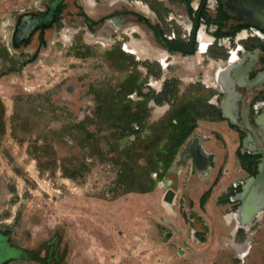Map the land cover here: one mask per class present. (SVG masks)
Masks as SVG:
<instances>
[{
	"label": "rangeland",
	"instance_id": "obj_1",
	"mask_svg": "<svg viewBox=\"0 0 264 264\" xmlns=\"http://www.w3.org/2000/svg\"><path fill=\"white\" fill-rule=\"evenodd\" d=\"M33 2L0 0V228L8 227L17 239L28 245L34 244V240L40 244L46 239L43 254L48 238H56V248H60L64 261L53 264H108L101 259L102 252L107 253L104 248L114 246L116 236L124 229L117 226L116 233L108 232L104 226H109V216L99 225L90 214L82 212L90 213L88 209L96 208L80 196L105 200L121 196L115 190L119 166L111 160L113 144L108 140L114 129L98 123L102 120L96 108L104 102L108 91L121 84L128 69L132 68L133 73L137 70L140 79L146 82L143 61L139 67L134 64L129 67L126 61L118 65L108 53H103L105 47L83 43L80 33L72 45L71 41L58 40V32L54 36L57 40L49 38L51 48L41 47L38 58L28 61L35 50V39L27 49L16 50L10 29L15 17ZM129 33L121 35L129 39ZM133 35L139 40L146 37L154 41L150 32L145 36L136 32ZM156 54L157 51L150 50L153 62H158ZM170 60L174 61L173 57ZM208 64L207 59L204 69L210 68ZM203 73L198 65L193 71L177 61L170 65L167 76L179 78L183 93L199 82L191 78H203ZM134 99L139 98L134 96ZM152 118L155 116L151 111ZM90 132L96 134L95 146L88 141ZM237 141L241 142L238 137ZM127 142L125 138L122 144ZM101 151L106 154L102 155ZM64 163L71 170H78L75 177L64 174ZM239 163L236 161L235 165L238 167ZM247 177L248 172L242 180ZM157 197L144 198L152 219L160 214ZM133 202L131 207L144 204L140 200ZM195 222V227L205 233V242L198 236L203 243L190 240L191 248L210 249L209 264H264V209L238 235L233 229H219L214 225L207 234L208 228L204 231L202 224ZM28 232L33 241L23 236ZM242 244L244 249L247 247L245 254L248 253L239 259L237 247ZM187 264L195 263L189 260Z\"/></svg>",
	"mask_w": 264,
	"mask_h": 264
},
{
	"label": "flooded vegetation",
	"instance_id": "obj_2",
	"mask_svg": "<svg viewBox=\"0 0 264 264\" xmlns=\"http://www.w3.org/2000/svg\"><path fill=\"white\" fill-rule=\"evenodd\" d=\"M133 23L136 25L130 26ZM28 28L30 31H26ZM157 28L167 40L182 43L184 50L166 47L159 39ZM129 29L131 33L127 32ZM172 31L175 36L170 38ZM55 32L59 34L58 40L71 41L72 45L80 33L83 43L105 47V54L124 51L128 61L133 57L138 61L136 67L141 59L125 45L132 40L140 41L149 50L163 52L165 64L157 58L159 63L153 62V57L141 62L148 79L144 83L145 91L152 88L158 92L167 78H178L167 76L174 62L193 71L200 66L204 70L203 78H191L192 81L215 90L209 101L220 106L223 115L222 105L227 104L225 111L230 118L224 115L223 120L241 140L238 148L243 146L245 152L258 156L259 168L264 154V135L258 130L256 119L264 116V82L256 85L255 80L264 72V0H34L27 10L15 17L10 38L16 50L27 49L35 39V50L28 60L33 61L38 58L41 47L51 48L49 38L57 40ZM133 32L143 36L150 32L154 41L146 37L139 40ZM121 33H129V39ZM194 33L195 42L192 43ZM202 40H205L203 48ZM207 59L210 68L204 69ZM157 64L162 69L160 77L149 73L148 65L155 67ZM127 71L129 76L134 70ZM133 95L140 98L137 92L130 96L134 98ZM245 117L254 130L248 127ZM195 138L188 141L190 154ZM23 236L33 241L29 232ZM16 237L8 227L0 228V264L64 261L60 248H56V238H48L43 254L42 245L46 239L40 244L34 240V244L28 245Z\"/></svg>",
	"mask_w": 264,
	"mask_h": 264
},
{
	"label": "crops",
	"instance_id": "obj_3",
	"mask_svg": "<svg viewBox=\"0 0 264 264\" xmlns=\"http://www.w3.org/2000/svg\"><path fill=\"white\" fill-rule=\"evenodd\" d=\"M146 48L149 54L143 59L150 56V50ZM155 58L161 60L156 56ZM152 82L155 83L156 80ZM180 91L183 90L180 88ZM150 104L154 107L152 112L155 118L150 120L152 122L160 119L170 108L168 103L159 105L151 101ZM163 106L164 111L157 115L156 109ZM193 137L200 138L201 148L209 158V163L204 168L196 165L194 156L188 151L187 143L164 177L150 192H128L111 200L80 196L86 204L96 208L88 209L90 213L87 210L82 212L90 214L99 225L102 224V219L109 216V226H104L108 232H115L117 226L124 229L120 236H116L114 246L104 248L107 253L102 252L103 261L108 264H187L191 260L195 264H209L210 249L201 246L191 248L190 240L201 242L198 236H205V233L200 232V228L195 227V221L202 224L204 231L208 228L207 234L210 233L212 225L219 229H233L237 235L243 231L244 226H238L229 211L236 210L239 201L234 199L235 195H227L235 186L241 184L247 173L240 163L238 167L235 165L236 161L239 162V143L235 130L230 128L226 120H202L194 130L191 138ZM170 184L176 191L174 202L171 204L164 201ZM163 187L168 188L164 190ZM209 188H212L211 195L202 205L201 196ZM155 195H158L155 205L160 209V214L158 218L152 219L148 211L149 204L144 198ZM136 200L144 204L131 207ZM233 220L234 225L230 226ZM243 245L237 247L239 259L245 258L248 253L247 251L245 254L247 247L244 249Z\"/></svg>",
	"mask_w": 264,
	"mask_h": 264
},
{
	"label": "trees",
	"instance_id": "obj_4",
	"mask_svg": "<svg viewBox=\"0 0 264 264\" xmlns=\"http://www.w3.org/2000/svg\"><path fill=\"white\" fill-rule=\"evenodd\" d=\"M108 55L118 65L125 61L129 67L138 63L134 57L128 61L129 57L121 50L108 52ZM150 65L149 73L160 77L162 69L159 64L155 67ZM144 83L136 70L122 80L118 89L117 86L108 91L104 102L96 108V114L102 120L98 123L114 129L108 140L113 144L111 160L119 166L115 181V190L120 191L119 196L128 192L145 193L154 190L157 182L175 162L182 147L190 140L199 122L225 119L221 107L209 101L215 91L205 89L200 83L192 84L183 93L178 78H167L162 90L158 92L152 88L145 91ZM134 92L138 93L139 99L130 96ZM151 101L159 105L170 104L166 113L153 122L150 121ZM87 138L96 145L95 133L90 132ZM125 138L128 142L122 144ZM101 154L106 153L101 151ZM237 156L249 175L257 174L256 154L245 152L241 146ZM63 169L64 174L70 177H75L78 171L71 170L66 163ZM154 172L157 173L156 177L153 176ZM241 190L242 185L239 183L227 195H236ZM211 192L212 188H209L203 193L200 200L202 205ZM200 238L204 240L205 236L200 235Z\"/></svg>",
	"mask_w": 264,
	"mask_h": 264
},
{
	"label": "water",
	"instance_id": "obj_5",
	"mask_svg": "<svg viewBox=\"0 0 264 264\" xmlns=\"http://www.w3.org/2000/svg\"><path fill=\"white\" fill-rule=\"evenodd\" d=\"M52 10L50 11V13ZM26 31H30L28 28ZM158 36L160 41L168 48L176 49V50H184L182 43L179 42H171L164 38L159 28H157ZM19 35V34H18ZM195 33L193 36V42H195ZM18 40V39H17ZM193 51V50H189ZM256 85H260L264 82V72L255 80ZM227 104H223L222 108L224 109V115L228 118L226 110ZM248 127L254 130L253 127L250 126L247 118H244ZM256 123L259 126L258 130L264 135V116L256 119ZM191 154L195 158V163L199 168H204L206 162L208 164V158L204 155L203 150L200 145V138H195L191 144ZM242 190L238 192L234 199L239 201V205L237 209L231 213L238 226H248L252 221L260 215V213L264 209V154L261 162L259 163L258 173L257 175L249 176L246 179L241 181ZM176 196V191L173 188H169L165 195L164 201L166 203H173L174 198Z\"/></svg>",
	"mask_w": 264,
	"mask_h": 264
},
{
	"label": "bare ground",
	"instance_id": "obj_6",
	"mask_svg": "<svg viewBox=\"0 0 264 264\" xmlns=\"http://www.w3.org/2000/svg\"><path fill=\"white\" fill-rule=\"evenodd\" d=\"M145 7H147V6H145ZM204 41L205 40H202V48L205 46V42ZM125 45L130 51L134 52L139 58L143 59L149 54L148 49L146 47H144L143 45H141L140 43H138L137 41H135V40H132L130 42V44H125ZM205 50H203L202 52H204ZM155 56L160 58L162 60V62L165 64V61H166L165 57L166 56H165V54L163 52H157V54ZM163 111H164V108L163 107H159L158 109H156L155 113L158 115V114H161ZM228 218L230 219V217H228Z\"/></svg>",
	"mask_w": 264,
	"mask_h": 264
},
{
	"label": "built area",
	"instance_id": "obj_7",
	"mask_svg": "<svg viewBox=\"0 0 264 264\" xmlns=\"http://www.w3.org/2000/svg\"><path fill=\"white\" fill-rule=\"evenodd\" d=\"M174 36H175V32H174V31H172V32L169 33V37H170V38H173ZM153 176L156 177V176H157V173L154 172V173H153ZM169 183H170V182H169ZM159 264H162V263H159Z\"/></svg>",
	"mask_w": 264,
	"mask_h": 264
}]
</instances>
